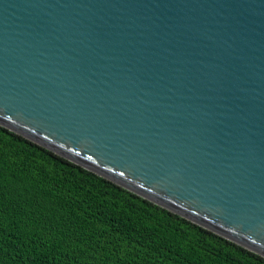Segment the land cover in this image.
<instances>
[{
    "label": "water",
    "instance_id": "1",
    "mask_svg": "<svg viewBox=\"0 0 264 264\" xmlns=\"http://www.w3.org/2000/svg\"><path fill=\"white\" fill-rule=\"evenodd\" d=\"M0 125L264 258V0H0Z\"/></svg>",
    "mask_w": 264,
    "mask_h": 264
},
{
    "label": "trees",
    "instance_id": "2",
    "mask_svg": "<svg viewBox=\"0 0 264 264\" xmlns=\"http://www.w3.org/2000/svg\"><path fill=\"white\" fill-rule=\"evenodd\" d=\"M0 264L264 258L0 125Z\"/></svg>",
    "mask_w": 264,
    "mask_h": 264
}]
</instances>
